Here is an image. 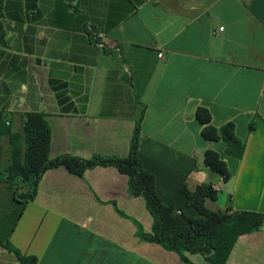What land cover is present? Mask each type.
<instances>
[{
  "label": "crops",
  "instance_id": "obj_1",
  "mask_svg": "<svg viewBox=\"0 0 264 264\" xmlns=\"http://www.w3.org/2000/svg\"><path fill=\"white\" fill-rule=\"evenodd\" d=\"M12 2L14 17H0V120L13 132L41 113L50 159L127 157L142 115L137 154L162 203L195 217L180 189L210 184L207 209L264 214V0ZM200 107L216 129L233 124L241 151L202 139ZM208 150L228 181L204 165ZM24 190L0 186V264H20L6 244L37 264H188L139 236L152 218L113 167L48 169L21 208ZM225 264H264V227L239 236Z\"/></svg>",
  "mask_w": 264,
  "mask_h": 264
},
{
  "label": "trees",
  "instance_id": "obj_2",
  "mask_svg": "<svg viewBox=\"0 0 264 264\" xmlns=\"http://www.w3.org/2000/svg\"><path fill=\"white\" fill-rule=\"evenodd\" d=\"M141 118L142 115L135 122L127 157L93 155L89 159L68 154L50 159V128L41 113L24 114L20 132H13L0 120V135L7 138L9 145L4 168H1L0 157V186H23L24 192L16 197L22 208L35 198L39 180L48 169L64 167L70 174L82 177L86 170L97 166L113 167L127 177L128 194L141 197L152 218L151 233L139 231L142 239L176 253L184 263L190 264L186 254H199L209 264H225L239 236L264 227V214L207 209L205 201H215L218 194L210 184L197 185L193 190L182 185L180 189L185 205L195 211V217L177 210L174 205L162 203L155 190L153 175L143 169L137 154ZM195 118L203 126L201 137L204 141L222 140L228 152L243 149L242 143L233 134V124L216 129L210 124L208 110L201 107L196 110ZM253 126V123L250 124V130ZM204 165L224 182L229 180L227 166L216 152L205 151ZM5 248L13 253L20 264H37L35 257L25 256L9 244Z\"/></svg>",
  "mask_w": 264,
  "mask_h": 264
},
{
  "label": "rangeland",
  "instance_id": "obj_3",
  "mask_svg": "<svg viewBox=\"0 0 264 264\" xmlns=\"http://www.w3.org/2000/svg\"><path fill=\"white\" fill-rule=\"evenodd\" d=\"M13 6H15L12 2V0H4L3 1V5L0 6V17H14V13L10 12V14L8 15L7 11L9 9H14ZM32 6V4L30 5ZM33 9V10H32ZM31 10H25V17H35L34 16V8H32ZM2 149H4L3 153H0V157H1V164L2 166H4L7 163V159L9 156V145H8V141L7 138L5 136H3V147Z\"/></svg>",
  "mask_w": 264,
  "mask_h": 264
},
{
  "label": "clouds",
  "instance_id": "obj_4",
  "mask_svg": "<svg viewBox=\"0 0 264 264\" xmlns=\"http://www.w3.org/2000/svg\"><path fill=\"white\" fill-rule=\"evenodd\" d=\"M221 31H223V28H221ZM198 178H199V182H201V183L205 182L206 179H207L206 173H203V172L199 173V177Z\"/></svg>",
  "mask_w": 264,
  "mask_h": 264
},
{
  "label": "built area",
  "instance_id": "obj_5",
  "mask_svg": "<svg viewBox=\"0 0 264 264\" xmlns=\"http://www.w3.org/2000/svg\"><path fill=\"white\" fill-rule=\"evenodd\" d=\"M97 46H98V47H103V45H102V44H97ZM159 56H160V54H159Z\"/></svg>",
  "mask_w": 264,
  "mask_h": 264
}]
</instances>
